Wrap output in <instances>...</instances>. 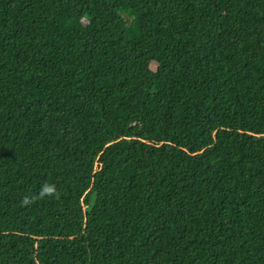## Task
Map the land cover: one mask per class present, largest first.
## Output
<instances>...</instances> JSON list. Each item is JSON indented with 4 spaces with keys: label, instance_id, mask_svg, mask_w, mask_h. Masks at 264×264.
I'll return each mask as SVG.
<instances>
[{
    "label": "trees",
    "instance_id": "1",
    "mask_svg": "<svg viewBox=\"0 0 264 264\" xmlns=\"http://www.w3.org/2000/svg\"><path fill=\"white\" fill-rule=\"evenodd\" d=\"M163 257L264 264V0H0V264Z\"/></svg>",
    "mask_w": 264,
    "mask_h": 264
},
{
    "label": "rangeland",
    "instance_id": "2",
    "mask_svg": "<svg viewBox=\"0 0 264 264\" xmlns=\"http://www.w3.org/2000/svg\"><path fill=\"white\" fill-rule=\"evenodd\" d=\"M89 89L92 91V93L94 95H97L100 93V90L97 86L93 85V84H89L88 85ZM98 132L102 135V136H106V137H110L114 140H120L121 143L124 146L128 145V140L127 139H121L120 137H118L116 134H113L106 125H100L98 126ZM245 148L247 150V152L249 153L250 156L253 155L251 147L249 145V139L245 138ZM159 154L163 157V159H165L166 161L170 162V163H174L177 165H181V166H185L187 167L186 164V159L184 156V152L177 150V149H173V148H169L167 146H161L159 148ZM64 211L66 213V215H70L71 211H72V207L67 205L64 208ZM238 224L243 232L244 235L246 236H251L254 234V231L252 229H250L249 227H247L242 219L238 220ZM161 262L163 264H170L169 260L167 258H162Z\"/></svg>",
    "mask_w": 264,
    "mask_h": 264
},
{
    "label": "clouds",
    "instance_id": "3",
    "mask_svg": "<svg viewBox=\"0 0 264 264\" xmlns=\"http://www.w3.org/2000/svg\"><path fill=\"white\" fill-rule=\"evenodd\" d=\"M45 197H54L56 199L60 198V192L55 184L45 182L43 185H41L38 193L31 197L25 196L22 199L21 204L22 206H27L35 203L37 200H42Z\"/></svg>",
    "mask_w": 264,
    "mask_h": 264
}]
</instances>
